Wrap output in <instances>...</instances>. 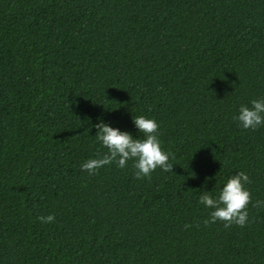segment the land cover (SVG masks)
I'll list each match as a JSON object with an SVG mask.
<instances>
[{
	"label": "trees",
	"instance_id": "obj_1",
	"mask_svg": "<svg viewBox=\"0 0 264 264\" xmlns=\"http://www.w3.org/2000/svg\"><path fill=\"white\" fill-rule=\"evenodd\" d=\"M260 97L264 0H0V264H264V127L233 120ZM137 115L170 172L81 171ZM239 171L245 226L205 225Z\"/></svg>",
	"mask_w": 264,
	"mask_h": 264
},
{
	"label": "clouds",
	"instance_id": "obj_2",
	"mask_svg": "<svg viewBox=\"0 0 264 264\" xmlns=\"http://www.w3.org/2000/svg\"><path fill=\"white\" fill-rule=\"evenodd\" d=\"M233 120L239 128L245 130L255 131L264 127V97L249 101V105H240ZM131 122L136 132L142 134V138L113 127L102 116L97 117L95 124L91 125L95 129V135L91 137L105 151L83 160L79 165L81 171L92 175L105 165L115 164L117 168L124 169L131 162L134 170L132 175L136 179L150 177L157 168L170 172L173 167L169 162L171 154L161 146L156 120L137 115L131 117ZM248 183L250 180L247 173L239 171L224 180L215 194L199 190L197 203L209 210L203 223L207 225L220 221L226 228L232 225L245 226L248 221L247 205L251 200L246 187ZM257 205H264V201L257 200L253 206ZM37 219L47 224L53 222L55 216L49 214Z\"/></svg>",
	"mask_w": 264,
	"mask_h": 264
}]
</instances>
